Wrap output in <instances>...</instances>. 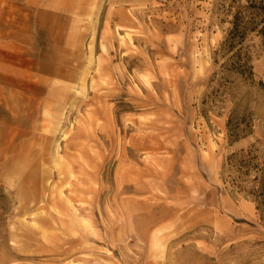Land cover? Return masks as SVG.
Returning a JSON list of instances; mask_svg holds the SVG:
<instances>
[{
	"label": "rangeland",
	"instance_id": "1",
	"mask_svg": "<svg viewBox=\"0 0 264 264\" xmlns=\"http://www.w3.org/2000/svg\"><path fill=\"white\" fill-rule=\"evenodd\" d=\"M219 3L0 0V264H264V45L224 84Z\"/></svg>",
	"mask_w": 264,
	"mask_h": 264
},
{
	"label": "trees",
	"instance_id": "2",
	"mask_svg": "<svg viewBox=\"0 0 264 264\" xmlns=\"http://www.w3.org/2000/svg\"><path fill=\"white\" fill-rule=\"evenodd\" d=\"M219 1V7L227 16L230 26L226 37L215 53L216 57L223 61L219 65L220 72L224 75L222 80L224 84L231 83V78L254 83L251 57L248 52L244 51L243 44L248 34H255L264 45V0ZM214 64L218 65L219 63L214 60ZM259 85L264 87L262 83ZM224 86L219 84L218 88ZM218 90L214 92L218 93ZM226 131L230 146L251 133L250 125L246 124L245 117L233 120L230 116L226 123ZM248 156L249 153L244 154V152L231 154L225 159L223 168L227 171L236 170L241 175H247L254 168L251 166L252 161L248 159ZM254 169L258 170L257 167ZM250 193L258 198L260 203L264 202V174L261 175L257 188Z\"/></svg>",
	"mask_w": 264,
	"mask_h": 264
}]
</instances>
